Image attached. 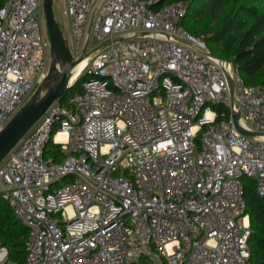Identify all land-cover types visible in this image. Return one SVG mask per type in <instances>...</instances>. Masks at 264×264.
<instances>
[{
	"label": "built area",
	"instance_id": "built-area-1",
	"mask_svg": "<svg viewBox=\"0 0 264 264\" xmlns=\"http://www.w3.org/2000/svg\"><path fill=\"white\" fill-rule=\"evenodd\" d=\"M150 4L65 0L74 58L107 45L82 91L0 163V194L30 232L25 264H251L243 179L264 198V89L177 40L210 51L182 25L184 2ZM44 18L43 0L0 9V131L48 76ZM51 142L62 161L46 158ZM0 264H18L1 240Z\"/></svg>",
	"mask_w": 264,
	"mask_h": 264
},
{
	"label": "trees",
	"instance_id": "trees-1",
	"mask_svg": "<svg viewBox=\"0 0 264 264\" xmlns=\"http://www.w3.org/2000/svg\"><path fill=\"white\" fill-rule=\"evenodd\" d=\"M157 10L166 4L184 2L187 16L182 20L185 29L197 39L205 41L217 57L231 62L245 83L264 89V0H146ZM7 0H0V9ZM85 80L80 77L62 98L82 91ZM227 119V117L225 118ZM62 161L63 154L51 142L46 158ZM246 213L250 215V263L264 264V198L257 189L255 179L245 177ZM30 232L15 211L0 194V240L7 248L9 259L25 264ZM138 264H150L142 258Z\"/></svg>",
	"mask_w": 264,
	"mask_h": 264
},
{
	"label": "water",
	"instance_id": "water-1",
	"mask_svg": "<svg viewBox=\"0 0 264 264\" xmlns=\"http://www.w3.org/2000/svg\"><path fill=\"white\" fill-rule=\"evenodd\" d=\"M43 11L47 33L51 41L50 66L47 78L37 91L27 100L21 109L14 115L6 127L0 131V163L7 154L19 143L36 122L44 115L50 105L61 100L71 89L70 75L72 69L84 60H88L107 44L100 45L90 52L85 51L81 57L75 59L67 46L61 25L54 10V0H43ZM178 41L188 44L201 53L215 57L211 51L203 49L186 39L177 38ZM226 61V60H225ZM59 74L57 75V71ZM232 101H235L234 80L227 74ZM77 81V80H76ZM240 115L233 114V120L239 131L248 136L257 133L248 131L239 124Z\"/></svg>",
	"mask_w": 264,
	"mask_h": 264
},
{
	"label": "rangeland",
	"instance_id": "rangeland-1",
	"mask_svg": "<svg viewBox=\"0 0 264 264\" xmlns=\"http://www.w3.org/2000/svg\"><path fill=\"white\" fill-rule=\"evenodd\" d=\"M64 9H65V0L55 1L54 10H55L56 18H57L59 23H66L67 22L65 15H64ZM44 30L48 36L45 20H44ZM77 76H78V73L76 75H74V77L72 78V82L76 80Z\"/></svg>",
	"mask_w": 264,
	"mask_h": 264
},
{
	"label": "bare ground",
	"instance_id": "bare-ground-1",
	"mask_svg": "<svg viewBox=\"0 0 264 264\" xmlns=\"http://www.w3.org/2000/svg\"><path fill=\"white\" fill-rule=\"evenodd\" d=\"M87 63V60H84L82 62H80L78 65H76L72 71H71V75H70V85H74V83L76 82V80L79 79V77L81 76L82 70L85 67ZM78 73V76L76 78L75 81L72 82V78L74 77V75H76ZM59 74V70L57 71V75ZM64 134L62 133L60 137H62Z\"/></svg>",
	"mask_w": 264,
	"mask_h": 264
}]
</instances>
